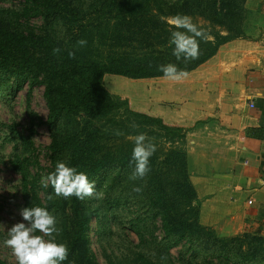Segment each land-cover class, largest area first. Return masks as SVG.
I'll use <instances>...</instances> for the list:
<instances>
[{
  "label": "trees",
  "instance_id": "16d2710c",
  "mask_svg": "<svg viewBox=\"0 0 264 264\" xmlns=\"http://www.w3.org/2000/svg\"><path fill=\"white\" fill-rule=\"evenodd\" d=\"M14 1L0 0V71L26 81L30 88L35 83L44 86L46 120L27 108L30 122L49 129L45 176L64 160L86 172L99 193V198L63 199L55 197L51 185L43 188L31 135L9 125L17 141L9 161L20 177L21 209L47 206L56 216L61 229L57 239L69 248L64 264H99L89 232L92 220L109 264H264L260 231L221 236L199 222L200 202L190 180L188 153L175 144L184 139V128L133 109L128 99L111 94L104 84L105 74L163 77L158 65L168 63L187 73L196 69L221 44L244 35L246 0ZM177 14L209 22L211 29L202 27L210 39L200 42L197 60H177L172 54L169 40L174 29L167 19ZM81 39L86 46L78 45ZM133 42L149 48L128 52L125 47ZM139 132L153 142L161 136L169 146L157 148L150 158L151 171L133 180L131 137ZM137 186L140 192L133 191ZM121 204L136 208L126 223L120 221ZM157 223L164 248L156 247ZM127 228L138 243L129 242L122 250L120 244L129 239ZM177 242H183L187 260L183 254V260L173 259L170 248ZM115 247L122 250L117 256ZM0 264L10 263L0 258Z\"/></svg>",
  "mask_w": 264,
  "mask_h": 264
},
{
  "label": "crops",
  "instance_id": "0c3cea01",
  "mask_svg": "<svg viewBox=\"0 0 264 264\" xmlns=\"http://www.w3.org/2000/svg\"><path fill=\"white\" fill-rule=\"evenodd\" d=\"M247 5L255 16L244 35L221 44L182 85H166L180 94L161 109L165 122L185 130L199 222L221 236L264 234V0Z\"/></svg>",
  "mask_w": 264,
  "mask_h": 264
},
{
  "label": "rangeland",
  "instance_id": "374dc122",
  "mask_svg": "<svg viewBox=\"0 0 264 264\" xmlns=\"http://www.w3.org/2000/svg\"><path fill=\"white\" fill-rule=\"evenodd\" d=\"M14 3L19 4V1L15 0ZM246 8L247 14L243 21L244 29L245 23L248 22L249 18L254 19L253 17L255 16L254 10H252L247 5V0ZM170 19L171 18H168L167 21ZM192 19L194 23H198L200 26H206L208 29H211L207 19H204L201 16H194ZM217 27L218 26L216 25V28ZM218 29L223 33L226 31L224 28ZM125 48L128 52L137 53L147 50L149 47H142L138 45V43L133 42L132 45ZM204 63H202L200 66H202ZM189 73L186 78L179 82V84L182 85V82H185V80L189 79ZM195 78L196 77L194 76V79ZM171 82L173 81L165 79V77L136 79L116 74H105L104 76L105 87L111 94L128 99L129 104L133 109L143 111L157 117H161V109L165 112L166 110L172 109L174 98L180 94L176 93L174 97L173 94H171L170 91L165 88V86L169 85ZM200 91H203V89ZM43 93L44 86L41 83H35L30 88L26 81L18 79L16 80L15 77L8 76L6 72L0 71V258L6 260L10 264H17L16 257L12 253V250L4 245L3 241L7 238V230L13 224L22 220V216L20 215L22 199L20 186L18 184L20 177L12 169L9 161L11 158V152L17 146V141L14 139V134L11 132V127L9 125L15 124L17 133H24L29 136L31 135L33 149H35V153L39 156V160L41 162L40 165H38V168L44 177L47 172L46 169L50 165L48 156L50 133L48 127L44 123H37L36 121L33 124L30 122V117L28 115L29 110L27 108V106H29L30 110L35 112L43 120H46L48 109ZM181 94L182 96L188 97L189 89L182 91ZM181 107L184 108L185 106L181 105ZM31 128H35V131L32 132ZM131 138L134 139V137ZM152 139L155 140L154 143L157 145V148H160V150L163 146H169L168 141L161 139V136H157ZM185 142L186 139L184 136V139L179 140L175 144L185 148ZM121 188H123V186H121ZM134 208L131 206V204H121L119 206L120 221H124L126 223V221L129 220L130 216L132 215L131 212L136 209ZM154 229V236L157 238L155 242L157 245L155 243L153 245H156L157 247L158 244H160V248L161 246L164 248L165 245L161 244V237L163 236V233L159 228V223H157V227ZM94 230L95 222L92 220L89 232L92 238V246L97 255L98 263L109 264L98 246L97 236ZM126 232L129 239H126V241H123L120 244L122 250L129 247V242L133 245L138 243V238L132 230L127 228ZM121 248L115 247L116 256L119 254V251H122L119 250ZM170 252L173 255V259L175 260H183L181 257L182 254L185 256V260L188 259L189 254L185 252V246L183 242H177L172 245ZM215 264L221 263L215 262Z\"/></svg>",
  "mask_w": 264,
  "mask_h": 264
},
{
  "label": "clouds",
  "instance_id": "9594fccd",
  "mask_svg": "<svg viewBox=\"0 0 264 264\" xmlns=\"http://www.w3.org/2000/svg\"><path fill=\"white\" fill-rule=\"evenodd\" d=\"M168 23L174 29L169 40L172 54L177 60H197L200 56V42L210 39L206 30L186 14H177ZM86 44L84 39L78 41L81 47ZM53 51L58 53L60 50ZM69 56L74 57L75 52L70 51ZM158 70L171 81L179 82L188 76L186 71L174 63L158 65ZM156 151L157 145L146 133L139 132L134 136L129 160V165H134L131 176L133 180L143 179L151 171L150 158ZM258 182L264 183V180ZM50 185L57 198L75 197L85 200L94 195L99 198V193L95 192V182L89 179L88 174L64 160L57 161L54 171L42 177L41 186L47 189ZM133 191L140 192L141 188L134 187ZM20 215L22 220L7 230V238L3 241L4 245L12 250L17 264H64L68 259L69 248L65 243L58 241L61 229L58 227L56 216L48 207H24L20 210Z\"/></svg>",
  "mask_w": 264,
  "mask_h": 264
},
{
  "label": "built area",
  "instance_id": "2783aa9c",
  "mask_svg": "<svg viewBox=\"0 0 264 264\" xmlns=\"http://www.w3.org/2000/svg\"><path fill=\"white\" fill-rule=\"evenodd\" d=\"M263 79H264V76H263ZM251 106H252V104H251Z\"/></svg>",
  "mask_w": 264,
  "mask_h": 264
}]
</instances>
